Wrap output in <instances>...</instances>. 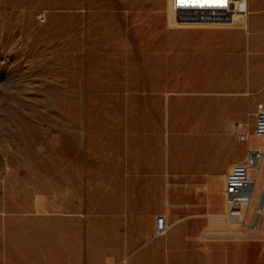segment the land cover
<instances>
[{
	"label": "rangeland",
	"instance_id": "374dc122",
	"mask_svg": "<svg viewBox=\"0 0 264 264\" xmlns=\"http://www.w3.org/2000/svg\"><path fill=\"white\" fill-rule=\"evenodd\" d=\"M117 2L0 0V264H48L49 192L110 152L120 126L140 141L161 120L168 142L182 139L184 117L214 102L229 118L249 108L238 132L217 134L231 166L259 143L239 136L264 103V0L235 26L179 24L171 0ZM224 176H169V194L211 196Z\"/></svg>",
	"mask_w": 264,
	"mask_h": 264
},
{
	"label": "crops",
	"instance_id": "0c3cea01",
	"mask_svg": "<svg viewBox=\"0 0 264 264\" xmlns=\"http://www.w3.org/2000/svg\"><path fill=\"white\" fill-rule=\"evenodd\" d=\"M257 99L264 101V94ZM248 110L236 106L229 118L216 109L214 102L199 106L184 117V137L169 142L161 120L151 123V128L144 130L145 139L140 141L135 129L120 126L114 131L110 152L89 158L95 162L73 163L71 184L65 183L58 194L49 192L48 264L262 261L264 252L259 246L264 243L221 238L218 222L224 215L223 189L221 192L215 187L211 196L208 193L193 199L171 198L169 194V176L226 175L231 157L225 156V141L217 134L225 126H239ZM178 113L176 110L173 117L175 128ZM158 216L167 223L161 236L154 234ZM208 232L214 238L204 239Z\"/></svg>",
	"mask_w": 264,
	"mask_h": 264
},
{
	"label": "built area",
	"instance_id": "2783aa9c",
	"mask_svg": "<svg viewBox=\"0 0 264 264\" xmlns=\"http://www.w3.org/2000/svg\"><path fill=\"white\" fill-rule=\"evenodd\" d=\"M203 2V1H202ZM170 8L177 23L194 26H235L239 18L249 15V0H211L206 3H189L186 0H171ZM251 134H240L246 141L249 136L257 144H250L244 159L230 167L225 175L223 200L224 215L221 238L228 241L264 243V103L256 106ZM235 127V131L238 129ZM167 223L163 216L155 222V236L163 235ZM204 239L214 238L210 232Z\"/></svg>",
	"mask_w": 264,
	"mask_h": 264
},
{
	"label": "bare ground",
	"instance_id": "6f19581e",
	"mask_svg": "<svg viewBox=\"0 0 264 264\" xmlns=\"http://www.w3.org/2000/svg\"><path fill=\"white\" fill-rule=\"evenodd\" d=\"M189 1V3H193V2H196V3H206V2H208V1H211V0H188ZM203 1V2H202ZM122 6H125L123 3H122V0H118V2H117V4H116V8L118 7V8H121ZM169 11H172L171 10V8H169ZM170 14H172V15H174V13L172 12V13H170ZM248 17V16H247ZM241 20V18H239V20L238 21H240ZM261 201H264V196H262L261 197V199H260Z\"/></svg>",
	"mask_w": 264,
	"mask_h": 264
}]
</instances>
